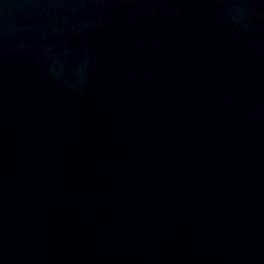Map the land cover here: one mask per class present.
Wrapping results in <instances>:
<instances>
[{"label":"water","instance_id":"95a60500","mask_svg":"<svg viewBox=\"0 0 264 264\" xmlns=\"http://www.w3.org/2000/svg\"><path fill=\"white\" fill-rule=\"evenodd\" d=\"M0 264H264V0H0Z\"/></svg>","mask_w":264,"mask_h":264}]
</instances>
